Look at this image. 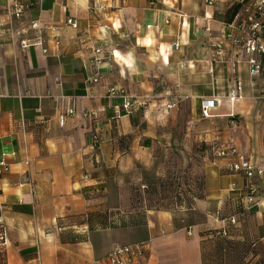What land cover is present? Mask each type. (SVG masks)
<instances>
[{"label": "crops", "instance_id": "0c3cea01", "mask_svg": "<svg viewBox=\"0 0 264 264\" xmlns=\"http://www.w3.org/2000/svg\"><path fill=\"white\" fill-rule=\"evenodd\" d=\"M12 2L0 0V159L8 164L0 264H104L125 245L141 247L136 264H262L264 200L248 210L243 177L215 155L231 144L241 150L229 130L264 109V78H249L233 44L251 1L28 0L19 20L6 14ZM238 81L244 98L231 104ZM109 87L149 98V107L123 114ZM207 100L216 105L204 117ZM256 147L244 154L264 165ZM194 157L204 183L187 212L134 209L133 186L162 160ZM256 183L264 190V179ZM216 213L236 218L226 239L208 234L220 227Z\"/></svg>", "mask_w": 264, "mask_h": 264}, {"label": "built area", "instance_id": "2783aa9c", "mask_svg": "<svg viewBox=\"0 0 264 264\" xmlns=\"http://www.w3.org/2000/svg\"><path fill=\"white\" fill-rule=\"evenodd\" d=\"M28 0H13L7 6L6 14L12 20H19L23 16L24 9ZM251 7L246 10L247 19L238 27L240 37L233 39V44L238 46L242 53L244 61L247 65V72L250 79L264 78V0H250ZM210 3V2H209ZM67 25L76 28V23L72 20L66 21ZM32 28H37V24L33 23ZM3 30V25L0 23V31ZM209 32V29L206 28ZM40 39L30 43L27 40H21L20 45L22 48H27L33 45H41ZM215 57L223 60L224 48L221 43H215ZM178 44L174 45L177 48ZM46 52V51H44ZM101 49H94L93 62L97 65L102 60L100 58ZM99 81L98 74H95L91 79V83ZM243 86L239 81L235 83L227 93V100L233 104L243 100ZM108 99H121L120 109L123 114L131 115L136 111L146 109L149 107V98L130 95L125 93L121 88L109 87L105 94ZM260 98L264 100V86L260 91ZM216 105L214 100L203 101L201 104V112L204 117L209 115L210 109ZM171 104H166L164 108H171ZM74 114L73 108L68 107L63 114L59 117V122L64 123L67 116ZM94 141L96 137H93ZM216 157L227 159V169L232 173L240 174L245 181L246 190V204L248 210L257 205L258 202L264 200V190L259 191L257 188V180L264 179V165L252 164L243 154H241L234 147H227L219 149L215 152ZM8 172V164L4 159H0V185L4 175ZM1 210V209H0ZM212 222L218 224L219 230L212 233V237L226 236L229 228L235 227L237 224L235 217H221L219 213L213 215ZM214 230V229H213ZM5 230L3 228V220L0 215V247H3L6 240ZM141 254V247L139 245H125L113 248L106 257L102 260L104 264H136L138 256ZM92 264H99L94 262Z\"/></svg>", "mask_w": 264, "mask_h": 264}, {"label": "rangeland", "instance_id": "374dc122", "mask_svg": "<svg viewBox=\"0 0 264 264\" xmlns=\"http://www.w3.org/2000/svg\"><path fill=\"white\" fill-rule=\"evenodd\" d=\"M260 108L251 119L247 117L241 119L239 117L241 128L235 132L229 130L231 139L233 137L238 138L241 144L239 148L242 151L236 149L245 157L246 154H244L243 147L252 148L256 145L257 150L261 149V152H264V109ZM245 121H247L246 124H244ZM243 125H249V127ZM228 147L234 146L231 144ZM210 151L211 153L213 152L212 147ZM161 164L162 168L160 172L144 177L140 183L133 186L131 199L134 209L140 211L149 209L183 210L187 212L191 207L193 199L202 196L201 189L204 182L201 161L194 157L186 160H162ZM245 248L241 246L238 248V251L244 253ZM236 264L246 263L242 258L237 260ZM262 264H264V260H262Z\"/></svg>", "mask_w": 264, "mask_h": 264}, {"label": "trees", "instance_id": "16d2710c", "mask_svg": "<svg viewBox=\"0 0 264 264\" xmlns=\"http://www.w3.org/2000/svg\"><path fill=\"white\" fill-rule=\"evenodd\" d=\"M221 217H225V216H221ZM233 228H235V227L229 228L228 234L226 236H224V237L219 236V237H213V238L226 239L229 236V234L231 233V231L233 230ZM217 230H219V229L209 230L208 234L211 235L212 233L216 232Z\"/></svg>", "mask_w": 264, "mask_h": 264}]
</instances>
